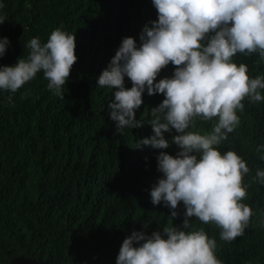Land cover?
I'll use <instances>...</instances> for the list:
<instances>
[{
	"label": "trees",
	"instance_id": "obj_1",
	"mask_svg": "<svg viewBox=\"0 0 264 264\" xmlns=\"http://www.w3.org/2000/svg\"><path fill=\"white\" fill-rule=\"evenodd\" d=\"M0 37L10 44L0 65L26 58L27 43L47 42L61 28L76 35L77 62L63 88L64 100L47 88L43 73L16 94L0 90V264H116L123 240L133 231L150 235L165 226H180L185 211L171 220L163 203H151L150 190L161 174L160 150L136 149V141L152 135L147 108L164 97L143 94L136 118L142 128L118 135L108 115L112 89L97 78L124 37L137 44L145 24L157 18L152 0H0ZM248 75H264L258 54H236ZM170 64L158 80L171 76ZM125 86L131 82L125 78ZM264 95V90L261 92ZM11 95V101H9ZM240 124L218 150H232L247 164L244 177L252 210L249 226L232 242L220 239V229L192 218L215 239L222 264H264V185L252 183L264 170L256 147L264 145V101H243ZM146 108V109H145ZM212 122L199 121L196 131H210ZM175 133H165L171 139ZM171 145L166 151L175 155ZM147 157V159H145ZM147 227H145V226Z\"/></svg>",
	"mask_w": 264,
	"mask_h": 264
},
{
	"label": "clouds",
	"instance_id": "obj_2",
	"mask_svg": "<svg viewBox=\"0 0 264 264\" xmlns=\"http://www.w3.org/2000/svg\"><path fill=\"white\" fill-rule=\"evenodd\" d=\"M152 5L157 18L143 26L140 43L124 37L96 86L112 89L107 108L118 135L145 125L136 118L145 92L164 97L143 112L150 113L152 135L136 141L135 148L160 150L161 176L151 187V203L169 208L172 221L181 203L185 211L180 226L173 223L150 235L133 231L123 240L116 264H222L216 240L203 228L193 229L191 221L215 225L220 239L232 242L252 217L241 202L247 198L244 177L250 169L236 152L221 153L218 146L239 126L237 112L244 111L245 99L264 101V75L251 78L247 65L233 59L239 53L264 60V0H152ZM5 21L0 15V24ZM9 44L0 37V58ZM26 46V58L0 65V90L14 95L42 72L47 88L64 100L63 88L78 60L76 35L56 28L47 42L34 37ZM170 64L171 76L158 80ZM199 121H211L210 131H196ZM173 132L166 139L165 133ZM171 145L178 149L175 155L163 151ZM256 153L264 161V145ZM251 182L264 185V170L257 168Z\"/></svg>",
	"mask_w": 264,
	"mask_h": 264
}]
</instances>
